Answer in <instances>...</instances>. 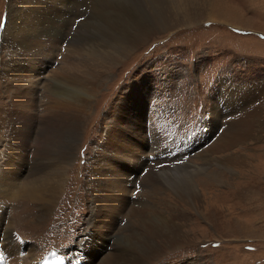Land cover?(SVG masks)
<instances>
[{"label":"rangeland","instance_id":"1","mask_svg":"<svg viewBox=\"0 0 264 264\" xmlns=\"http://www.w3.org/2000/svg\"><path fill=\"white\" fill-rule=\"evenodd\" d=\"M12 2L0 0V20L3 16L5 21L7 6ZM197 2L199 6L187 18L182 15L191 9L164 11L171 28L147 40L139 38L145 42L108 68L106 80L92 92L78 149L67 167L61 194L43 221L37 218L41 212L31 199L10 201L0 193V214H6L12 223L13 229L8 232L18 240L17 249L21 246L23 264L29 263L32 256L41 261L46 253H55L52 258L57 256L60 260L55 259V264H59L66 255H72L69 253L74 246L91 235L97 222L93 196L86 183L90 163L94 155L103 153L110 160V170L116 168V160L102 149L104 143L111 144L109 132L113 135L116 130L128 133V143L137 144V138L130 135H144L147 145L143 139L141 151L132 150L137 156L132 160L142 162L131 164L129 183L118 186L117 177L115 185V177L108 174L114 187L99 198L112 203L117 191L118 206L123 212L137 205L148 212L155 210L164 217H175L180 243L167 249L153 264H264V0ZM85 13L82 6L67 12L69 21L63 43L70 40L80 16L83 22L87 21ZM148 15L149 20L158 13L152 10ZM188 19L192 20L189 25L185 22ZM132 29L136 31L138 27ZM58 32L51 34L60 37L61 34H55ZM97 41L96 37L89 44L96 47ZM0 47L3 48L1 43ZM5 53L4 48L0 50L1 59L6 58ZM53 61L50 69L54 72L60 61L58 57ZM48 67L49 62L44 61L37 82L47 83L48 91L39 88L33 95L34 115L38 119L51 97V85L46 78ZM2 83L0 75V128L4 124L0 136L6 134L5 109L9 104ZM249 91L255 97L242 98ZM122 103L127 105L129 115L120 108ZM255 107L256 113L246 117ZM239 118L237 128L248 129L246 142L230 151L200 156ZM129 129L139 133L133 134ZM124 156L127 157L126 153ZM235 156L240 159L233 161ZM155 162L159 170L153 167ZM186 172L193 173L191 179ZM155 174L158 188L153 192L144 188L142 179ZM186 180L193 191L190 204L179 199L177 193ZM106 215L121 228L129 221L128 214L108 211ZM103 232L108 234L109 230ZM99 235L106 238L105 246L110 251V243L114 244L117 236L109 240ZM153 242L163 246L166 239L154 238ZM55 248L66 255L61 256ZM72 260L68 263L83 264L82 258L79 263Z\"/></svg>","mask_w":264,"mask_h":264},{"label":"bare ground","instance_id":"2","mask_svg":"<svg viewBox=\"0 0 264 264\" xmlns=\"http://www.w3.org/2000/svg\"><path fill=\"white\" fill-rule=\"evenodd\" d=\"M197 3V0H14L9 4L5 26L0 32V43L6 52L5 59L0 57V75L5 93L9 97V104L5 109L6 134L0 136V193L10 201L31 199L38 204L41 212L37 218L43 221L61 194L67 167L78 149L80 130L91 105L92 92H95L103 79L106 80L108 68L145 42L138 40L139 38L147 40L171 28L172 23H168L169 19L165 18L164 11L170 8L174 11L191 9L182 13V17L187 18L193 15V11L199 6ZM74 6H82L83 13H88L89 18L83 22L84 18L80 16L72 29L73 34L69 36L70 40L63 43L65 39L63 34L67 32L65 26L69 21L66 14ZM152 10L158 15L148 20V12ZM191 21L188 19L185 22L189 25ZM131 23L138 27L136 31L132 29L133 26L130 28ZM55 30L59 31L55 34H61L60 37L51 34ZM65 35L68 36V33ZM96 37L99 41L96 42V47H93L89 43ZM58 52L59 55H56ZM57 57L60 66L53 72L50 66ZM44 61L49 62L46 78L51 85L49 90L51 97L45 103L44 111L38 119L34 115L36 103L33 95L39 88L44 91L47 89V83L37 84ZM253 93L249 91L248 95L242 98L253 99L255 97ZM236 95H239V91ZM224 105L226 104H223V107ZM120 108L126 109L124 113L128 114L129 110L125 103H122ZM253 113H256V107L245 115L248 117ZM121 115L119 114L120 117ZM240 120L241 118L226 127L219 138L200 156L209 157L212 154L230 151L246 142L248 129L237 128ZM1 127L0 130H3V123ZM129 130L133 134L139 133V130ZM109 134L111 144L104 143L102 149L116 160L117 166L110 170V160L103 157L105 156L103 153L96 154L90 163L92 164L88 172L90 178L88 177L86 181L93 196L92 204L97 224L93 227L91 235L88 238L84 237L80 244L74 246L69 253L72 255L59 264H70L68 262L74 261L72 259H77L79 263L80 258L83 264H153L167 249H173L180 243L174 216L167 218L162 216V213L155 210L148 212L137 205H132V208H126L123 212L118 206L117 191L112 203L99 198V195L108 188L114 187V182L108 179V174L115 177V185L117 177L120 178L118 186L129 183L128 171L131 164L142 162L141 159L132 160L133 157H137L132 150L140 152L144 146L143 139L147 145L144 135H130L137 138L136 144L127 142L128 133L116 130L113 135L111 132ZM125 153L127 157L124 156ZM238 159L240 158L235 156L233 161ZM157 165L155 162L153 167ZM183 167L185 168V165ZM159 169L158 166L155 168ZM182 171L185 173L184 169ZM191 173H187L188 178ZM154 179H158L156 174L154 177H144L142 179L144 188L155 192L158 186ZM177 193L179 199L190 204L193 200L190 181L181 186L180 192ZM108 211L119 215L128 214V223L122 228L118 227L106 215ZM175 216L179 215L176 213ZM7 218L6 214H0V221L6 222H0L2 244L0 263L23 264L19 253L21 246L17 249L18 240L14 238L13 233L9 234L8 231H12L13 227ZM103 229L109 230V233L105 234ZM99 234L109 240L111 236H117L114 244L110 243V251L105 246L106 238ZM154 238H164L166 243L163 246L160 243L155 244ZM52 254L55 253H48L41 261L32 256L27 264H55V259L59 258L57 256L52 258Z\"/></svg>","mask_w":264,"mask_h":264},{"label":"snow or ice","instance_id":"3","mask_svg":"<svg viewBox=\"0 0 264 264\" xmlns=\"http://www.w3.org/2000/svg\"><path fill=\"white\" fill-rule=\"evenodd\" d=\"M5 26V23L3 20H0V29H2Z\"/></svg>","mask_w":264,"mask_h":264}]
</instances>
